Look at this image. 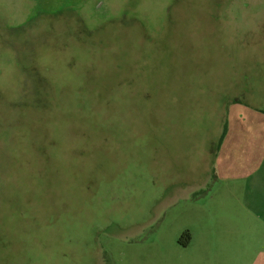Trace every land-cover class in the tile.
<instances>
[{
	"label": "rangeland",
	"instance_id": "rangeland-1",
	"mask_svg": "<svg viewBox=\"0 0 264 264\" xmlns=\"http://www.w3.org/2000/svg\"><path fill=\"white\" fill-rule=\"evenodd\" d=\"M0 264H264V0H0Z\"/></svg>",
	"mask_w": 264,
	"mask_h": 264
},
{
	"label": "crops",
	"instance_id": "crops-1",
	"mask_svg": "<svg viewBox=\"0 0 264 264\" xmlns=\"http://www.w3.org/2000/svg\"><path fill=\"white\" fill-rule=\"evenodd\" d=\"M258 161H260V158H256V160H255V163H257ZM255 173H248L247 175H246V173H244V175H246V176H248V177H250V175L252 176V175H254ZM216 175L219 177L220 176V174H219V172H216ZM224 175V174H223ZM234 175V174H233ZM232 175H227V174H225L224 176H221V178L222 179H226V178H228V177H231ZM234 176H237V175H234ZM234 176H232V177H234ZM242 176V175H241Z\"/></svg>",
	"mask_w": 264,
	"mask_h": 264
},
{
	"label": "trees",
	"instance_id": "trees-1",
	"mask_svg": "<svg viewBox=\"0 0 264 264\" xmlns=\"http://www.w3.org/2000/svg\"><path fill=\"white\" fill-rule=\"evenodd\" d=\"M185 234H186V236L188 237V232H185ZM186 243H187V240L186 241H181V244H183V245H186Z\"/></svg>",
	"mask_w": 264,
	"mask_h": 264
}]
</instances>
